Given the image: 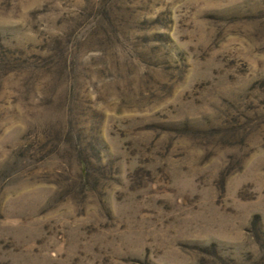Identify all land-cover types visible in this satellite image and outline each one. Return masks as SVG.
Wrapping results in <instances>:
<instances>
[{
	"label": "rangeland",
	"instance_id": "obj_1",
	"mask_svg": "<svg viewBox=\"0 0 264 264\" xmlns=\"http://www.w3.org/2000/svg\"><path fill=\"white\" fill-rule=\"evenodd\" d=\"M0 264H264V0H0Z\"/></svg>",
	"mask_w": 264,
	"mask_h": 264
}]
</instances>
